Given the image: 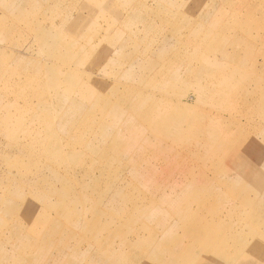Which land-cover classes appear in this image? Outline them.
Instances as JSON below:
<instances>
[{"label": "rangeland", "instance_id": "obj_1", "mask_svg": "<svg viewBox=\"0 0 264 264\" xmlns=\"http://www.w3.org/2000/svg\"><path fill=\"white\" fill-rule=\"evenodd\" d=\"M42 1L0 0V264H264V0Z\"/></svg>", "mask_w": 264, "mask_h": 264}, {"label": "bare ground", "instance_id": "obj_2", "mask_svg": "<svg viewBox=\"0 0 264 264\" xmlns=\"http://www.w3.org/2000/svg\"><path fill=\"white\" fill-rule=\"evenodd\" d=\"M40 5L41 4H39V7H40ZM181 44L190 46L192 44V41L185 40V41L181 42ZM67 68H68V66H67ZM69 68H71L70 65H69ZM229 76L230 77L228 78V82H230V80H232L233 77H234L233 74H230ZM82 89L85 90L86 88L82 87ZM82 89H81V91H82ZM136 93L134 94V96L138 95ZM145 95H146L145 93H140L139 92L138 97H144ZM152 99H154V97L151 96L150 94H148L147 98H144V99L138 98V100L135 101V103H137L139 105H142V103L144 104L145 102L150 101ZM156 100L157 99H154L153 101H156ZM133 102L134 101H132V103ZM185 104H188V103H185ZM181 107L182 106L180 105V103H178L174 107L172 106V110H177V109L180 110ZM129 111L130 112L127 113V114L131 115L132 113L133 114L136 113L138 111V109H135L134 107H132ZM122 113H124V111ZM149 168L150 167H148L147 169L149 170ZM152 175H155V173L152 174ZM150 176H151V174H150ZM178 176H180V180H181V175L178 174ZM206 179H207V177H206ZM200 180H203V179H200ZM203 181H202V183H203ZM204 182H207V181H204ZM196 184H197V182H196ZM211 184H215V182L211 183ZM197 185H199V184H197ZM205 185H206V183H204V186H202V187H204V189H207ZM195 188H197V187L193 186L191 191H193V189H195ZM172 193H177V191L174 190V191H172ZM165 194H166L165 199H170L169 196L171 195V193L168 192V186L165 189ZM132 197H135V198L132 199ZM42 201H47V200H42ZM116 202L122 203L123 206L133 205L134 206V210L132 211V213L129 214V216H125V215L119 214V213H114L112 215H108V217H111V219H115V222L118 223L119 226L128 225L129 224V225H131L133 227L134 225L130 222V219H133L135 217V215L140 216L141 213L144 211L143 208L146 205L145 201H144V198H142V197H140L138 195H136V196H127V195L123 196L119 191H115L114 193H112V195L109 196V198L107 200V204L108 205H112V204H114ZM96 208H98V207H94L93 209H96ZM151 208H152L151 209L152 210V216L150 217V219H148V221H145V222L144 221H138L137 222V224H140L141 229H153V230L159 231L162 228L165 229L167 226H169L174 231L176 229H180L181 227H183L185 229V227L183 226V222L185 220V215H184V211H182L180 206L169 205L168 208H167V211L163 210L160 205H154V206H151ZM105 211H106V208H104V209L99 208V209L95 210V212L99 213V214H103V213L105 214ZM5 212H6L5 210H2L0 213L1 214H5ZM217 223L222 224L223 221H218V222H213V223H205L204 224L205 229H209L211 227H214V226H216ZM89 224H91V223H88V225ZM109 231H110V224H106L104 226L103 230H102L100 238H102L103 235L105 233L109 232ZM183 235H182V237H183ZM177 241H176V243H178ZM96 243H97V241L93 245L88 247V251L85 252L87 260H93L95 262H105L106 264H116V263L124 264L125 262L127 263L128 258L124 257L123 256L124 254L122 256H119V254L115 250H117V249L120 250L122 248L126 249L127 247H129L132 244V239H130L128 237H126V238L120 237L119 239L115 240L114 244H113L114 247H112L111 253L107 257H104V256H102L100 254L101 250L99 251V250L95 249L96 248ZM211 247H214L213 239H210V240H208V241H206L204 243L198 242V245L196 247L197 248L196 252H194V253L195 254H197V252L201 253V252L206 251L207 249H209ZM114 248H115V250H114ZM8 253L9 252L7 250H1L0 251V254H8ZM13 264H15V263H13Z\"/></svg>", "mask_w": 264, "mask_h": 264}]
</instances>
